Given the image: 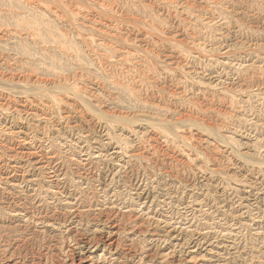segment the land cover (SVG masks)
I'll return each mask as SVG.
<instances>
[{
	"label": "rangeland",
	"instance_id": "1",
	"mask_svg": "<svg viewBox=\"0 0 264 264\" xmlns=\"http://www.w3.org/2000/svg\"><path fill=\"white\" fill-rule=\"evenodd\" d=\"M0 264H264V0H0Z\"/></svg>",
	"mask_w": 264,
	"mask_h": 264
},
{
	"label": "bare ground",
	"instance_id": "2",
	"mask_svg": "<svg viewBox=\"0 0 264 264\" xmlns=\"http://www.w3.org/2000/svg\"><path fill=\"white\" fill-rule=\"evenodd\" d=\"M24 140V139H23ZM31 142V141H30ZM23 145V144H22ZM123 153V152H122ZM18 154V153H17ZM18 158V157H17ZM30 160V159H29ZM131 160V159H130ZM20 168V167H19ZM51 176V175H50ZM56 179V178H55ZM72 212V211H71ZM46 222V221H45ZM113 227V226H112ZM116 227V226H115ZM99 231V230H98ZM119 232V231H118ZM99 233V232H98ZM113 234V233H112ZM111 238V237H110ZM107 239V238H105ZM195 239V238H194ZM93 240V239H92ZM153 241V240H152ZM82 243V242H81ZM87 243V242H86ZM117 243V242H116ZM165 243V242H164ZM84 244V243H83ZM98 244V243H97ZM104 244V243H103ZM88 245V244H87ZM201 245V244H200ZM92 246V245H91ZM110 247H112L110 245ZM226 247V246H225ZM75 248V247H74ZM160 248V247H159ZM224 248V247H223ZM233 248V247H232ZM235 248V247H234ZM179 249V248H178ZM230 249V248H229ZM77 250V249H76ZM235 251V250H234ZM79 252V251H78ZM119 253V252H118ZM154 253V252H153ZM169 254V253H168ZM80 255V254H79ZM82 256V255H81ZM92 256V255H91ZM89 257V256H88ZM174 257V256H173ZM92 258V257H91ZM87 259V258H86ZM102 262V261H101Z\"/></svg>",
	"mask_w": 264,
	"mask_h": 264
}]
</instances>
